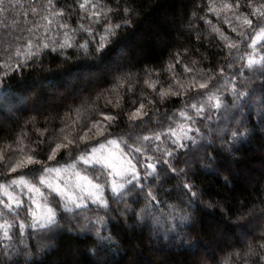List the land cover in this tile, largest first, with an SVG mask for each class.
Returning a JSON list of instances; mask_svg holds the SVG:
<instances>
[{
    "label": "snow or ice",
    "instance_id": "obj_1",
    "mask_svg": "<svg viewBox=\"0 0 264 264\" xmlns=\"http://www.w3.org/2000/svg\"><path fill=\"white\" fill-rule=\"evenodd\" d=\"M17 7L31 26L0 48V125L24 116L14 138L0 137V264H43L63 236L90 241L93 264H112L107 257L118 249L113 227L120 224L147 231L149 243H163L155 251L182 249L190 264H264V199L235 209L234 244L210 250L200 231L192 233L200 223L196 214L213 206L198 174L227 186L243 146L264 138V0H192L182 30L197 42L215 41V66L206 56L188 62V47L170 51L162 67L117 58L106 66L95 98L79 104V93L67 102L69 93L52 74L26 91L3 84L44 71L45 57L67 64L75 53L103 62L121 32L134 26L136 0L62 6L61 0H0V14ZM79 72L86 84L96 79L88 66ZM215 204L232 214L222 201ZM73 255L55 264H76Z\"/></svg>",
    "mask_w": 264,
    "mask_h": 264
},
{
    "label": "trees",
    "instance_id": "obj_2",
    "mask_svg": "<svg viewBox=\"0 0 264 264\" xmlns=\"http://www.w3.org/2000/svg\"><path fill=\"white\" fill-rule=\"evenodd\" d=\"M65 2L72 3L73 0H61V6ZM16 3L27 5L29 0H16ZM136 4L139 15L134 17V26L121 32L117 45L105 55L103 62H94L91 57L83 60L77 58L75 53H73V60L67 64L62 63L58 57L54 59L45 57L44 71L39 69L26 71L23 79L17 74L6 79L3 87L11 88L16 92L26 91L41 76L52 74L54 82L61 90L66 89L69 93L67 102L72 103V96L79 93L75 98V103L79 104L89 96L92 99L95 98L94 89L104 86L106 66L117 58L124 62L131 60L139 67L144 65L162 67L170 51L179 48L183 52L184 48L188 47L190 49L187 56L188 62H191L193 58L202 59L206 56L215 66L220 60L219 50L214 40L205 38L197 42L194 35L182 30L181 26L191 12L192 0H136ZM209 19L213 23L216 22L215 16L211 14ZM76 21L77 16L73 15L70 20L73 27H76ZM30 26V18L26 19L23 10L19 7L11 12L0 14V48L10 43L15 35L21 34L22 29ZM198 26L201 29L205 27L203 21ZM23 34L27 35V33ZM80 39L82 37L78 36L77 40ZM196 48L200 49L199 53L196 52ZM85 66H88L96 77L93 82L87 84L83 79L84 74L79 72V69ZM70 68L76 71L64 74V71ZM142 80L143 76H141V84ZM139 91L138 87L137 96ZM42 99L45 102L50 100L47 94H42ZM129 106L130 99L125 103L124 109L126 110ZM3 110H5L3 102H0V111ZM163 110L162 107L161 111ZM23 119L22 115L19 121H5L3 125H0V137L14 138L15 133L19 131V125L23 124ZM121 128L126 129V125L121 124ZM29 131L35 138L31 126ZM3 143L4 141L0 140V146ZM238 155L239 160L230 165L233 177L232 182L227 186L221 178L204 173L197 176V183L207 190L204 200H211L213 206L202 207L196 214L200 223L192 230V233L195 235L200 231L204 245L210 250L217 244L227 246L236 242L235 209L241 201H247L248 206H251L258 197L264 199V138L253 137L243 146ZM169 187L168 184L164 185L165 189ZM215 201H222L227 208L232 209V214L216 205ZM113 232L120 243L118 249H113L107 257L112 264H131L132 261H136L137 264H190L191 258L182 249L155 251L157 247L163 248V243L157 244L156 241L149 243L147 231L142 235L138 228L134 230L120 224L113 227ZM56 243L57 251L44 258L43 264H55L57 257L65 258L70 254H74L72 258L76 264H93V258L88 254L91 247L90 241L63 236ZM215 255L219 258L222 253L217 252Z\"/></svg>",
    "mask_w": 264,
    "mask_h": 264
},
{
    "label": "rangeland",
    "instance_id": "obj_3",
    "mask_svg": "<svg viewBox=\"0 0 264 264\" xmlns=\"http://www.w3.org/2000/svg\"><path fill=\"white\" fill-rule=\"evenodd\" d=\"M41 211V209H38V212H40Z\"/></svg>",
    "mask_w": 264,
    "mask_h": 264
}]
</instances>
